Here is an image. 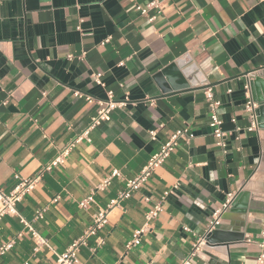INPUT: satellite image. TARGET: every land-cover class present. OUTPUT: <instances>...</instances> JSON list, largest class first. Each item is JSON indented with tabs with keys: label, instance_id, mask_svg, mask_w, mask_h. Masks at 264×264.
<instances>
[{
	"label": "crops",
	"instance_id": "crops-1",
	"mask_svg": "<svg viewBox=\"0 0 264 264\" xmlns=\"http://www.w3.org/2000/svg\"><path fill=\"white\" fill-rule=\"evenodd\" d=\"M147 1L0 0L3 190L38 174L73 142L107 90L125 101L18 202L48 246L34 252L28 236L18 237L19 218L0 217V245L16 241L0 264H51L184 126L191 138L181 140L164 165L110 211L101 232L106 243L93 251L90 238L80 249L82 263L181 264L190 258L192 264H260L264 128L246 129L252 94L246 86L264 72V0H161L154 21L136 9ZM166 69L177 85L189 86L163 92L157 75ZM95 72L102 73L105 87L94 83ZM195 79L205 84L195 85ZM206 86L222 101L223 148L210 125ZM115 170L112 183L97 189ZM92 192L93 201L81 207ZM231 192V206L210 231ZM157 203L162 212L148 220ZM38 210L43 215L35 219ZM215 230L217 239L211 240Z\"/></svg>",
	"mask_w": 264,
	"mask_h": 264
},
{
	"label": "built area",
	"instance_id": "built-area-1",
	"mask_svg": "<svg viewBox=\"0 0 264 264\" xmlns=\"http://www.w3.org/2000/svg\"><path fill=\"white\" fill-rule=\"evenodd\" d=\"M161 0H148L146 4H137L136 9L143 15L149 16L150 21H154L157 15L161 12L160 10ZM151 10H156L157 14L150 16L149 12ZM70 59L74 58L73 55L68 56ZM92 79L95 84L105 87V83L102 80V73L95 72L92 75ZM205 84V82H200L198 79L194 80L195 85ZM246 89H249L246 86ZM81 96V94H78ZM204 96L207 100L210 109L211 127L213 128V135L217 138V144L220 147H225L226 143L224 137L227 135V131L223 129V120L220 115V108L222 106V101L217 98L214 90L210 86L204 88ZM89 101H92L91 97H87ZM99 109L95 116L92 117L89 126L71 143L67 144L58 154L52 159L48 164H46L42 170L35 176L31 178H23L15 186V188L9 192L3 190L0 187V217L3 215H13L17 216L20 222L23 224V229L18 233V237L28 236L33 242L34 252H38L42 247L48 246L47 239L37 230L34 222L23 216L17 209V204L20 202L26 194L31 192L37 183L41 180L44 173L51 171L53 168L63 164L66 158L71 154L72 150L76 147L77 143L83 138L88 140L90 132L97 126L101 125L103 122L110 121L112 119V113L117 108L125 104V101L116 100L115 94L112 90H107V97L98 100ZM258 107V103L249 99L246 103V108L251 115V125L246 129L248 131L258 130L257 116L255 114V109ZM233 121H236L233 119ZM236 130L240 131L242 128L240 126L236 127ZM157 129L150 130V135L152 139L156 138ZM191 135L189 134L188 126L180 127L176 129L168 139L163 142L160 149L155 152L148 160L146 166L143 170L133 178H129L126 181V188L119 192L118 196L111 200L108 205L104 208H100L93 217V222L83 231V233L76 238L68 248L57 254V258L51 264H83L80 257V249L82 246L88 245V240L92 237L95 238L96 245L92 248L96 251L101 248L106 243V238L101 234L103 229L109 222L110 211L119 206L122 201L129 198L132 191L138 190L148 179L152 176L156 169L164 165L167 159L171 156L175 148L180 144L181 140H189ZM119 175V171L115 170L112 174L106 177L103 182L98 186L97 189L103 190L112 183V180ZM93 192L80 202L81 207H87V205L93 201ZM235 197L234 193H228L226 201L223 205L216 210L214 213V218L211 221L209 230H213L215 226L220 222L222 214L231 206V203ZM58 199L55 198V201ZM163 210L162 203H157L154 208L150 210L147 214V219L151 220L156 218L160 212ZM43 211L38 210L35 215V219L42 218ZM188 229V228H186ZM134 242L130 243L128 246H132ZM15 239L5 242L0 245V259L7 254L15 246ZM264 247V243L262 244ZM195 252L191 255L193 256ZM260 264L264 263V251L261 252L259 259ZM181 264H192L191 259H185Z\"/></svg>",
	"mask_w": 264,
	"mask_h": 264
},
{
	"label": "water",
	"instance_id": "water-1",
	"mask_svg": "<svg viewBox=\"0 0 264 264\" xmlns=\"http://www.w3.org/2000/svg\"><path fill=\"white\" fill-rule=\"evenodd\" d=\"M167 69L163 70L157 75V78L161 80V86L163 87V92H173L177 91L179 89H183L185 87H188L189 84L186 82L179 83L178 85L175 83L176 79H172L168 74H167ZM164 74L169 77V82H171V85L167 83V79H165ZM162 79H165L166 81H163ZM179 80V78H178ZM248 88L249 91L252 93L251 94V99L255 102H257L259 105L255 109V114L257 116V122L258 125L262 128H264V72L261 74L252 76V78L249 80L248 83ZM234 204V203H233ZM218 232L217 230L210 232L209 237L213 236L211 240L217 239ZM210 239V238H209ZM220 241V240H219ZM215 241V242H219Z\"/></svg>",
	"mask_w": 264,
	"mask_h": 264
}]
</instances>
